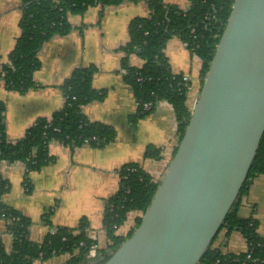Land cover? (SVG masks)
<instances>
[{"label":"crops","instance_id":"crops-1","mask_svg":"<svg viewBox=\"0 0 264 264\" xmlns=\"http://www.w3.org/2000/svg\"><path fill=\"white\" fill-rule=\"evenodd\" d=\"M23 0H0V62H8L21 33V4ZM188 7L189 0H165ZM147 0H125L117 5H90L82 13H70L72 25L67 34H54L38 53L40 67L34 71L35 84L20 92L6 88L0 81V100L5 103V131L14 140L22 137L41 117L49 118L65 104V80L79 66L96 67L92 86L102 92V98L83 105V112L92 121L107 123L115 130V138L104 146L83 143L72 147L58 139L49 144L52 160L29 175L31 191L26 188L27 166L22 161L0 163V177L7 180L6 191L0 201L30 218L29 238L42 241L57 225L77 228L86 217L87 233L96 239L101 252L108 254L110 240L103 226L107 199L120 185V169L131 162H139L156 180L166 172L174 151L180 142L177 134L175 111L169 102L158 104L153 112L135 123L131 115L137 104L132 87L124 81L123 47L128 43L129 24L136 16H147ZM175 74L188 72L192 89L189 110L193 107L202 87V60L193 56L180 36L168 40L164 49ZM128 61L142 66L137 54ZM161 148V158L145 156L147 146ZM247 194L242 197L240 214L258 220V231L264 236V174L255 178ZM51 212L50 223L44 220ZM132 220L118 232L125 234L135 223L138 214L132 211ZM130 215V214H129ZM6 220L0 217V235L8 249L12 247ZM126 225V226H125ZM225 253L240 252L247 242L240 232L225 231L214 242ZM68 253L48 261L35 260L34 264H65Z\"/></svg>","mask_w":264,"mask_h":264},{"label":"trees","instance_id":"trees-1","mask_svg":"<svg viewBox=\"0 0 264 264\" xmlns=\"http://www.w3.org/2000/svg\"><path fill=\"white\" fill-rule=\"evenodd\" d=\"M125 0H23L21 4V33L15 47L9 54L8 62H0V81L6 88L25 92L35 84L34 71L40 67L38 53L54 34H67L72 25L70 13H82L90 5H117ZM234 0H189L188 7L169 3L165 0H147L150 11L147 16H136L129 24V41L123 47V68L128 70L124 81L133 89L139 102L136 113L131 115L135 123L139 118L153 112L143 108V102L153 104L166 99L175 111L177 134L182 137L191 116L188 96L189 87L182 80V73L174 74L165 54L169 39L180 36L202 60L201 80L209 69L215 47L218 44L232 11ZM195 28L193 33L191 30ZM130 54H137L142 66L132 65ZM96 67L79 66L65 80V104L55 110L49 118H38L17 139L7 137L5 131V103L0 100V163L4 160L22 161L27 166L26 188L31 191L29 175L40 170L52 160L49 144L58 139L72 147L89 140L91 144L104 146L115 138V130L107 123L92 121L83 112V105L102 98V92L92 86ZM202 85V84H201ZM202 88V87H201ZM264 134V133H263ZM177 149V148H176ZM176 150L174 151V153ZM145 156L161 158V148L149 145ZM254 162L248 172L238 197L233 202L223 225L216 233L208 251L201 257L200 264H264V236L258 231V220L240 214L242 197L247 194L252 181L264 174V135L258 147ZM1 166V165H0ZM118 191L107 199L103 226L110 240L108 258L141 220L138 211H144L158 189L159 179H154L139 162L124 165L120 171ZM8 187L7 180L0 177V194ZM132 211L138 212L135 223L125 234L118 229L127 221ZM51 212L44 220L50 223ZM0 217L6 220L11 234L12 247L8 249L0 235V264H34L35 260L48 261L59 254L68 253L65 264H81L96 239L87 233L89 221L82 218L77 228L57 225L52 227L42 241L29 238L32 220L16 209L0 201ZM233 230L246 239L247 248L240 252L225 253L214 246L222 231L229 235Z\"/></svg>","mask_w":264,"mask_h":264},{"label":"water","instance_id":"water-1","mask_svg":"<svg viewBox=\"0 0 264 264\" xmlns=\"http://www.w3.org/2000/svg\"><path fill=\"white\" fill-rule=\"evenodd\" d=\"M231 9L157 192L102 264H200L238 197L264 135V0Z\"/></svg>","mask_w":264,"mask_h":264},{"label":"built area","instance_id":"built-area-1","mask_svg":"<svg viewBox=\"0 0 264 264\" xmlns=\"http://www.w3.org/2000/svg\"><path fill=\"white\" fill-rule=\"evenodd\" d=\"M191 31L194 33L195 28H192ZM184 43H185V46L190 50L191 54L196 57L197 55L191 51L193 49H190L189 43L187 41H184ZM121 72L123 75L128 74V70L125 68H122ZM181 75H182V80L184 81V83L188 85L189 93H190L191 89H192L191 75L188 72H183ZM163 102H168V101L166 99H159L154 104L151 101L143 102V108L144 109H150L152 106H154V105L157 106L158 104L163 103ZM136 104L138 106L139 102L136 101ZM84 143H90V141L86 140ZM138 212L141 216L144 213L143 211H138ZM10 236H11V234H10ZM105 259H106L105 254H103V252L100 251L99 244L97 242H95L91 245L89 251L86 254V258H85V260H89L88 264H102V262Z\"/></svg>","mask_w":264,"mask_h":264},{"label":"rangeland","instance_id":"rangeland-1","mask_svg":"<svg viewBox=\"0 0 264 264\" xmlns=\"http://www.w3.org/2000/svg\"><path fill=\"white\" fill-rule=\"evenodd\" d=\"M188 98L190 99V97L188 96ZM133 213V212H132ZM132 213H130L128 219H127V223L126 224H129L132 220ZM126 226V225H125Z\"/></svg>","mask_w":264,"mask_h":264}]
</instances>
